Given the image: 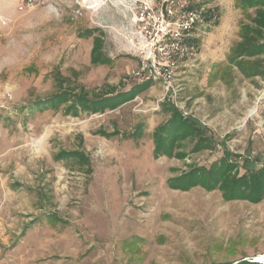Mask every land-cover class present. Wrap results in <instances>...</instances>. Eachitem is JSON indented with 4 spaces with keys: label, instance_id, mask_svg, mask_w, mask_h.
<instances>
[{
    "label": "rangeland",
    "instance_id": "obj_1",
    "mask_svg": "<svg viewBox=\"0 0 264 264\" xmlns=\"http://www.w3.org/2000/svg\"><path fill=\"white\" fill-rule=\"evenodd\" d=\"M215 4L218 19L165 95L161 82L127 74L140 61L130 0H0V264L264 259V196L225 200L217 188L168 185L224 151L238 158L239 174L251 168L246 156L264 163V52H233L256 7ZM93 39L103 62H91ZM61 90L67 102L40 104ZM83 92L109 96L106 108L68 113ZM171 103L214 144L193 150L184 139L175 145L182 157L156 158L153 133Z\"/></svg>",
    "mask_w": 264,
    "mask_h": 264
},
{
    "label": "trees",
    "instance_id": "obj_2",
    "mask_svg": "<svg viewBox=\"0 0 264 264\" xmlns=\"http://www.w3.org/2000/svg\"><path fill=\"white\" fill-rule=\"evenodd\" d=\"M242 5L246 7H256L252 22L254 26L243 24V31L241 33V40L234 46V56H254L264 52V43H260V38L264 30V0H240ZM209 17V16H208ZM253 32V33H251ZM91 34V33H88ZM91 62L98 63L105 61L103 59L99 43L97 39H93L91 47ZM147 83L143 86H133L128 91H131L133 96L136 92L144 89ZM68 90H61L51 97L42 100L40 104L43 107H58L62 103L68 101ZM120 93V92H119ZM121 93H127L121 92ZM118 94V93H117ZM109 96L91 99L86 93L77 95L74 104L68 106L66 111L76 114L78 107L84 110L96 112L103 111L105 99ZM128 97L122 100L117 105L126 102ZM168 109L171 112L170 117L161 125H158L153 133V155L157 158L159 156H183V151L175 152V145H181L184 139L194 141L192 149L199 150L212 146L214 138L212 134L208 133L207 127L197 118L191 116H183L181 111L174 105L169 104ZM63 153H77V151H69ZM243 158L242 156H240ZM243 162L251 163V168H244V172L239 174L238 158L234 160L230 158V153L224 151L219 163L212 164L209 168L199 167L191 169L186 173L170 177L168 185L174 189L186 190L192 186L198 185L206 190L219 189L221 195L225 200L246 199L251 202H258L264 196V163L256 168L253 165L255 161L249 156L243 158ZM212 264H231V263H212ZM234 264H261V262L250 261L246 259L238 260Z\"/></svg>",
    "mask_w": 264,
    "mask_h": 264
},
{
    "label": "built area",
    "instance_id": "obj_3",
    "mask_svg": "<svg viewBox=\"0 0 264 264\" xmlns=\"http://www.w3.org/2000/svg\"><path fill=\"white\" fill-rule=\"evenodd\" d=\"M130 1L140 61L127 74L141 81L157 80L162 83L164 94H171L177 71L195 55V34L204 32L209 25L208 9L195 0Z\"/></svg>",
    "mask_w": 264,
    "mask_h": 264
},
{
    "label": "crops",
    "instance_id": "obj_4",
    "mask_svg": "<svg viewBox=\"0 0 264 264\" xmlns=\"http://www.w3.org/2000/svg\"><path fill=\"white\" fill-rule=\"evenodd\" d=\"M216 1L221 2V1H224V0H195V2H197V3L206 5V7L208 9V13H209V24L211 22L216 21L218 19V7H217L218 5L215 4ZM204 32H199V33L195 34V37H194L195 42H194V44H195V49L196 50L199 48L198 47L199 46V40L201 39L202 34Z\"/></svg>",
    "mask_w": 264,
    "mask_h": 264
},
{
    "label": "bare ground",
    "instance_id": "obj_5",
    "mask_svg": "<svg viewBox=\"0 0 264 264\" xmlns=\"http://www.w3.org/2000/svg\"><path fill=\"white\" fill-rule=\"evenodd\" d=\"M254 261H257V262H261L262 264H264V259L261 261L259 259H256V257L254 258Z\"/></svg>",
    "mask_w": 264,
    "mask_h": 264
},
{
    "label": "water",
    "instance_id": "obj_6",
    "mask_svg": "<svg viewBox=\"0 0 264 264\" xmlns=\"http://www.w3.org/2000/svg\"><path fill=\"white\" fill-rule=\"evenodd\" d=\"M236 262H237V261H236ZM236 262H235V263H236Z\"/></svg>",
    "mask_w": 264,
    "mask_h": 264
}]
</instances>
